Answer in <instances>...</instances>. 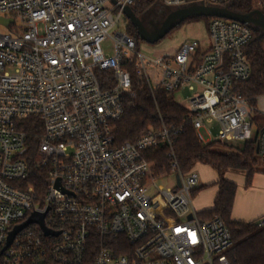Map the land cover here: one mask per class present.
Here are the masks:
<instances>
[{
	"label": "built area",
	"instance_id": "1",
	"mask_svg": "<svg viewBox=\"0 0 264 264\" xmlns=\"http://www.w3.org/2000/svg\"><path fill=\"white\" fill-rule=\"evenodd\" d=\"M136 1L0 0L7 30L0 33V264H230L223 221L203 220L194 209L199 179L179 170L178 131L149 125L121 144L113 132L134 78L151 93L186 88L187 120L202 144L255 141L264 158V125L253 135V109L233 90L251 75L245 48L252 29L213 17L207 46L183 44L151 59L127 33L109 34ZM157 1L167 8L224 2ZM108 39L112 54L102 48ZM31 139L32 162L47 173L42 195L29 182ZM161 147L179 182L155 195L166 219L155 216L148 188L156 165L146 154ZM33 213L44 214L42 226L26 225L7 245ZM254 223L264 227V216Z\"/></svg>",
	"mask_w": 264,
	"mask_h": 264
},
{
	"label": "trees",
	"instance_id": "2",
	"mask_svg": "<svg viewBox=\"0 0 264 264\" xmlns=\"http://www.w3.org/2000/svg\"><path fill=\"white\" fill-rule=\"evenodd\" d=\"M256 1L258 0H224L218 6L235 14H246L256 9L254 6ZM154 3L155 0L136 1L131 9L139 18L146 14ZM261 11L264 13V10ZM197 18L210 19L208 17L188 19ZM125 19L128 22L126 33L133 37L137 44L139 39L136 30L126 17ZM250 28L252 40L245 48V54L251 68V75L246 82L235 83L233 90L246 98L253 109L256 99L264 95V33L252 26ZM186 115L185 109L177 105L170 94L161 90L151 93L144 84L138 83L133 78L130 92L123 99V115L114 124V141L116 144L125 141L134 142L146 132L149 125L158 127L163 124L178 131L174 136L173 152L180 172L188 173L195 165L202 164L211 167L218 176L216 183L218 192L213 207L199 217L209 220L218 216L223 221L231 236V246L226 253L230 264H264V227H258L254 222L244 223L231 218L236 186L224 178L228 171H241L245 173L246 184H250L256 172L255 166L258 159L255 141L244 142L240 149L228 146L233 150L232 152L213 149L216 143L202 144L197 140ZM251 121L255 122V117ZM35 128V126L27 125L29 131ZM31 141L25 156L31 165L32 180L29 182L42 195L47 185V173L46 170L39 169L33 164L36 149L33 139ZM223 146L227 147V145ZM146 158L155 163L156 174L170 172V160L167 157L166 148L151 150L146 154ZM154 213L156 217L163 219L169 216V211L161 201Z\"/></svg>",
	"mask_w": 264,
	"mask_h": 264
},
{
	"label": "rangeland",
	"instance_id": "3",
	"mask_svg": "<svg viewBox=\"0 0 264 264\" xmlns=\"http://www.w3.org/2000/svg\"><path fill=\"white\" fill-rule=\"evenodd\" d=\"M262 3V0H259ZM257 10H260L257 1L254 5ZM177 9V7L167 8L163 6L161 3H159L157 0H155V3L150 7V9L146 12V14L139 17L141 20L144 28H146L149 31H154L160 27L168 13L172 10ZM208 20H205L203 18H197V19H187L184 21H181L178 24H175V26L172 28V30L161 40L154 44L146 43L142 40H138L137 43V51L142 54L143 56L147 58L154 59L157 55L163 52H170L177 48H180L183 44H189L192 42H198L202 46L208 45V32H207V24ZM128 22L126 19L121 21L113 30H110L109 34L111 37L114 36L117 32H125L127 29ZM7 30L0 25V33H4ZM102 48L105 53L112 54L113 52V42L111 39L106 40L102 44ZM174 102L183 107L186 108L188 105L189 98L191 97V93L187 91L186 88H182L177 92H174L170 94ZM254 109V107H253ZM255 110H253V113L251 114V119L254 118ZM256 119V118H255ZM252 129H253V135L256 131V124L252 122ZM212 129V140L216 137V131L217 126L213 125L211 127ZM244 142L241 141H230L225 142V145L233 146L235 149H240L243 147ZM213 149L220 150V148H225L227 151H233L228 147H225L221 144H214ZM259 158V156H258ZM263 159H258L257 163H262ZM256 163V165H257ZM200 164L195 165L192 169L193 172H195L198 176V179L200 181V178L202 176V171L207 170L205 166H200ZM256 167V166H255ZM210 170L211 167H208ZM156 172V169H155ZM176 185V177L174 173H163V174H156L155 178L152 179V182H148V188H149V194L154 197V202L157 205H160L159 197L155 196L159 190H165L173 188ZM199 185V183H198ZM198 188V186H197ZM194 193L192 195V202L194 203Z\"/></svg>",
	"mask_w": 264,
	"mask_h": 264
},
{
	"label": "crops",
	"instance_id": "4",
	"mask_svg": "<svg viewBox=\"0 0 264 264\" xmlns=\"http://www.w3.org/2000/svg\"><path fill=\"white\" fill-rule=\"evenodd\" d=\"M254 110L256 112L254 123L258 126L264 125V95L256 99ZM220 150L227 151L225 148ZM258 159H263V162L257 163L256 172L249 185L246 184L244 172L228 171L224 175L225 180L236 186L231 212V218L235 221L253 223L264 216V158ZM200 166H205L207 170L202 171L198 188L194 191L193 206L198 215L212 209L218 192L217 173L212 168L210 170L207 165L200 164Z\"/></svg>",
	"mask_w": 264,
	"mask_h": 264
},
{
	"label": "water",
	"instance_id": "5",
	"mask_svg": "<svg viewBox=\"0 0 264 264\" xmlns=\"http://www.w3.org/2000/svg\"><path fill=\"white\" fill-rule=\"evenodd\" d=\"M123 12L125 17L135 28L138 39L149 44H154L159 40L163 39L172 30L175 24H178L181 21H184L185 19L191 17H214L232 20L250 25L254 29L264 33V13L261 10L257 9L252 10L251 12H248L246 14H235L219 6L190 5L170 11L162 22V24L160 25V27L154 32H148L144 28L141 20L135 16L131 8L126 7ZM255 152L256 154H258V145L255 146ZM176 180V184L178 185V178ZM43 217L44 214L33 213L26 222L16 227L10 233L7 245L11 243L15 233L26 225L36 223L42 226Z\"/></svg>",
	"mask_w": 264,
	"mask_h": 264
},
{
	"label": "flooded vegetation",
	"instance_id": "6",
	"mask_svg": "<svg viewBox=\"0 0 264 264\" xmlns=\"http://www.w3.org/2000/svg\"><path fill=\"white\" fill-rule=\"evenodd\" d=\"M145 29H146V28H145ZM146 30H147V29H146ZM147 31H148V32H154L155 30H154V31H149V30H147Z\"/></svg>",
	"mask_w": 264,
	"mask_h": 264
}]
</instances>
